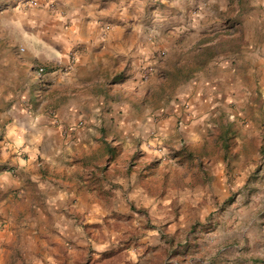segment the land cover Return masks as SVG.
I'll return each instance as SVG.
<instances>
[{"label":"rangeland","instance_id":"obj_1","mask_svg":"<svg viewBox=\"0 0 264 264\" xmlns=\"http://www.w3.org/2000/svg\"><path fill=\"white\" fill-rule=\"evenodd\" d=\"M75 38L68 69L72 55L108 61L100 63L108 81L97 92L99 118L112 111L106 103L130 104L120 72L143 84L134 113L155 125L173 120L171 135L154 132L117 159L125 178L140 171L136 181L101 190V213L74 217L62 233L58 218L33 212L31 140L10 116L56 119L53 109L39 112L45 91L31 93L23 70L31 72V55L61 53ZM261 55L264 0H0V93L8 97L0 103V264H264V107L254 120L257 110L240 107L233 93L228 115L210 106L192 119L188 103L202 93L209 104L217 99L225 63L234 85L250 90L255 78L244 63ZM182 95L188 100L176 116ZM255 96L264 99L244 92L248 103ZM81 178L82 187L97 186L91 174Z\"/></svg>","mask_w":264,"mask_h":264},{"label":"crops","instance_id":"obj_2","mask_svg":"<svg viewBox=\"0 0 264 264\" xmlns=\"http://www.w3.org/2000/svg\"><path fill=\"white\" fill-rule=\"evenodd\" d=\"M78 41L76 38L67 40L62 46L61 53L58 54L55 53L54 48L50 47L46 51L47 55L36 57L31 55V72L29 69L23 70L30 77L31 93L45 91L43 97L47 101H42L39 112L42 113L47 108L53 109L57 116L56 119L47 116V114L40 115L36 120L31 116L25 120L23 114L14 112L10 116V119L14 120L12 121L14 128L19 131L26 127V136L31 140L29 154L31 162L28 164H31V206L33 212L41 214L44 211L47 216L58 218L59 224L57 223L58 225L55 224V226H57V231L62 233L67 232V229L72 226L70 220L74 217L86 212L90 219H94L96 214L101 213L100 198L104 197V195H100L101 190H110L115 183L136 181L135 178L140 171L133 170L132 175L125 178L124 173L127 171V167L120 164L117 159L133 156L134 151L138 148L142 149L149 136H152L154 132H157L161 137L172 134L170 131L172 116L157 121L155 125L150 120L145 121L146 119H142L134 113L141 104L138 101L142 98L143 84L139 81L134 82L135 76L130 78L126 74H123V77L120 76V72H117L121 77L119 81L123 82L124 91H129L127 95L130 96V104L118 106L106 103L105 108L108 109V106H111L112 111L109 114L102 113L99 118L102 98L97 92L108 81L106 71H100V63L106 67L108 61L103 57L98 59L90 54L72 55L75 57V63L68 69L70 58L68 53ZM89 50L87 48L86 52ZM261 56L247 58L244 63L249 72L248 75L255 78V83L250 90L244 88V91H240L234 85L238 79L229 78L233 71L226 63L221 65V73L217 77L219 80H217L216 91L219 94L215 96L217 99H214L210 104L207 103L208 98L206 97L209 94L200 91L204 89L203 86L199 90V86L203 82L200 80L194 94L195 96L202 94L197 98L192 97L188 101L192 104L191 111L189 110L190 118L204 119V115L200 116L210 106H217L220 112L228 115L230 110L226 102L228 103L229 99L233 98V93H240L238 99L240 107L257 110L253 112L252 119L260 120L258 110L264 107V99L255 101V96L248 103L244 92L255 95L257 92H261L264 95V55ZM115 63L120 64L119 58L115 60ZM35 67H43L46 73L41 76L37 75L34 71ZM117 73L114 76H117ZM238 73L239 70L235 75L236 78ZM260 76H263L261 80L257 79ZM182 96L172 105L173 109L170 113H174L176 116L188 100L187 96ZM18 97L15 103L20 102ZM5 99L7 100L8 97H4L0 93V103ZM218 105H222L223 109ZM12 108L14 107L12 106ZM24 121L25 123H23ZM80 122L82 125L78 127ZM21 124L22 126H20ZM249 124L252 125V123ZM72 130L74 131L72 132ZM239 155L242 156L243 152H239ZM105 163L107 168L101 172L99 167ZM87 173L97 179L95 188L82 187L81 177ZM38 200L43 202L47 208H42V210L38 208L40 206H36ZM85 205L86 208H84ZM58 219L56 220L58 221Z\"/></svg>","mask_w":264,"mask_h":264},{"label":"built area","instance_id":"obj_3","mask_svg":"<svg viewBox=\"0 0 264 264\" xmlns=\"http://www.w3.org/2000/svg\"><path fill=\"white\" fill-rule=\"evenodd\" d=\"M43 71H44V70H43L42 68H39V69H38V74L40 75L41 73H43ZM155 141L158 142L157 139H155Z\"/></svg>","mask_w":264,"mask_h":264}]
</instances>
